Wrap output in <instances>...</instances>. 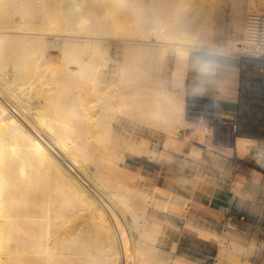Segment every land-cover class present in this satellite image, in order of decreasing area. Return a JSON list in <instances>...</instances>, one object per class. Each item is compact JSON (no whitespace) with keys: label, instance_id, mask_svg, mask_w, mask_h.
I'll return each instance as SVG.
<instances>
[{"label":"bare ground","instance_id":"6f19581e","mask_svg":"<svg viewBox=\"0 0 264 264\" xmlns=\"http://www.w3.org/2000/svg\"><path fill=\"white\" fill-rule=\"evenodd\" d=\"M228 7L246 35L264 0H0V264L159 262L151 206L187 203L140 170L125 183L128 157L172 163L185 140L210 147L202 130L186 136L185 81L192 50L229 51L214 40ZM111 40L131 43L120 62Z\"/></svg>","mask_w":264,"mask_h":264},{"label":"crops","instance_id":"0c3cea01","mask_svg":"<svg viewBox=\"0 0 264 264\" xmlns=\"http://www.w3.org/2000/svg\"><path fill=\"white\" fill-rule=\"evenodd\" d=\"M232 14L226 8L223 31L214 39L217 48L228 52L191 51L185 98L187 106L237 114L238 133L231 145L199 148L184 141L172 167L163 169L159 185L187 203L169 205L176 212L157 210L165 220L158 246L170 258L166 264H176L177 256L183 258H177L182 261L177 264H264V169L254 153L242 155L239 148L264 144V52H235L234 44L244 33H234ZM226 209L233 214L230 222L223 221ZM186 223L212 237L186 231Z\"/></svg>","mask_w":264,"mask_h":264},{"label":"rangeland","instance_id":"374dc122","mask_svg":"<svg viewBox=\"0 0 264 264\" xmlns=\"http://www.w3.org/2000/svg\"><path fill=\"white\" fill-rule=\"evenodd\" d=\"M262 12H264V11H262ZM51 33L50 34H44V35L47 37V39H49V40L51 39L52 41H53V39H59V38H61V36H64L65 35L63 33H59V34L57 33L58 35L56 34V32H51ZM130 45H131V43H126L124 41L111 40V50H112V55L114 57V60L117 61V62L122 61L126 57L125 51H126L127 47H129ZM237 45L238 46H241V44H237ZM248 49H250V51H252V52H254L256 54L262 53L259 49H256V50L251 49V48H248ZM248 49L247 48L246 49L245 48L244 49H238V47L236 48V46H234V50L235 51H248ZM56 50L57 49L52 48L50 50V52L53 53V54H55ZM171 56L172 57H171V61H170V66L172 65L173 54ZM172 75H173V71H172V68L171 67H168L165 70V72L162 74L163 85L166 86L168 89H171V90L173 89V87H175V83L173 82L174 79H173V76ZM23 90H24V87L23 86H20V87L17 88V91L18 92L25 94V91H23ZM0 97H1V93H0ZM1 98L3 100L5 99L3 96ZM190 108H192L191 105H188L187 106L185 104L186 120H187L186 121L187 129L185 131L186 132V136L188 135L189 136L188 138H190V137H192V136H194L196 134V136L199 137L198 132H199L200 129L198 127H194L193 126V123L191 122V120H193V119L191 117H189V115L192 113V112H190L188 110ZM153 139H154L153 142H154V144H156L157 149L158 150H161L163 148V147H161L162 146V140L157 139V138H153ZM185 141H187V143L189 145H191L193 147H196V146H194L191 143V142H193L192 140H185ZM158 142H160V143H158ZM256 144L258 145L257 146L258 151H257V153H254L256 155L255 159L257 160V162L261 163L262 162V159L264 157V144L263 143H259V142L256 143ZM255 149H256V146H255ZM249 158L252 159L251 156H249ZM128 161H130L136 167H134V168L133 167H128L126 169L125 175H124V182L127 183V184H134V183L138 182L139 181V178H140L139 177L140 176L139 175V172L141 171L142 174L145 175V177H146V184L149 185V188H152L154 186H157L159 184H162V179L164 178L162 176V173H166V172L163 171V169H168V168L172 167V163H169V162H167V160L162 159V158L160 160L151 161V160H149L147 158H144V157L143 158L128 157ZM172 162H173V160H172ZM168 165H171V166H168ZM138 167H140V168L137 169ZM166 178H168V177H166ZM83 180L84 179L82 178V181ZM84 184L86 185V187H88V189H90L92 192H94V194L96 195L97 198L100 197L98 193L97 194L95 193L97 191H93V189L88 185V183L86 181L84 182ZM166 188H169V187H166ZM98 199L100 200L101 197L98 198ZM100 202H102V201L100 200ZM185 203H186V200H185ZM169 205H172L173 206V205H181V204L173 203V202L170 201V202H167L164 205V207H155V205L151 206L152 211H154L157 214V217L164 223V225H165V220L162 219L158 215L157 210L158 209H163V210H171V211L176 212V210L174 208L173 209H170L169 208ZM181 206H183V205H181ZM185 206H187V205H185ZM190 232H192V231H190ZM164 233H165V229H164ZM161 236H163V235H160L158 237L157 241H155L153 243L156 246V248L158 249V251H159V253H158L159 262L158 263H155V264H166L167 261L170 260L169 257L165 256L162 253L161 249L158 246V243H159V240H160V237Z\"/></svg>","mask_w":264,"mask_h":264},{"label":"built area","instance_id":"2783aa9c","mask_svg":"<svg viewBox=\"0 0 264 264\" xmlns=\"http://www.w3.org/2000/svg\"><path fill=\"white\" fill-rule=\"evenodd\" d=\"M246 47L251 49H259L264 47V12L250 13L246 19ZM188 109L192 112L189 117L193 120L194 127H198L209 137V143L213 145H231L238 133L239 117L237 114H218L210 106L192 105ZM260 167L264 169V157ZM233 220V214L229 210H225V219L223 221L230 222Z\"/></svg>","mask_w":264,"mask_h":264}]
</instances>
